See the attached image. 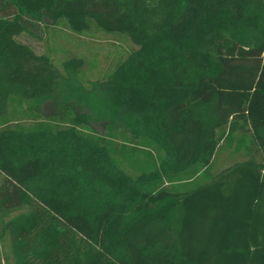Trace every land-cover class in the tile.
<instances>
[{
    "label": "trees",
    "instance_id": "obj_1",
    "mask_svg": "<svg viewBox=\"0 0 264 264\" xmlns=\"http://www.w3.org/2000/svg\"><path fill=\"white\" fill-rule=\"evenodd\" d=\"M48 25L136 48L88 86ZM0 264H264V0H0Z\"/></svg>",
    "mask_w": 264,
    "mask_h": 264
},
{
    "label": "rangeland",
    "instance_id": "obj_2",
    "mask_svg": "<svg viewBox=\"0 0 264 264\" xmlns=\"http://www.w3.org/2000/svg\"><path fill=\"white\" fill-rule=\"evenodd\" d=\"M42 40H35L26 35L19 40L33 47L37 53H48L54 61L61 62L71 55L83 57L86 60L87 85H96L100 76L109 71L126 54L136 47L132 42L123 37H112L106 34L77 35L65 26L48 25L44 28ZM98 89V86H96ZM101 99H104L100 90H97ZM97 93L84 90L80 100L101 115L113 112V107L101 102ZM243 159L242 154H234L231 150L220 147L214 160V170H221L235 161Z\"/></svg>",
    "mask_w": 264,
    "mask_h": 264
}]
</instances>
